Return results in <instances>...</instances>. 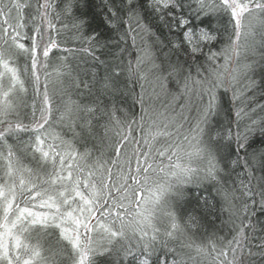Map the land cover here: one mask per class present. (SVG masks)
Here are the masks:
<instances>
[{"label":"trees","instance_id":"obj_1","mask_svg":"<svg viewBox=\"0 0 264 264\" xmlns=\"http://www.w3.org/2000/svg\"><path fill=\"white\" fill-rule=\"evenodd\" d=\"M235 3L0 0V184L97 208L84 264H264V0Z\"/></svg>","mask_w":264,"mask_h":264},{"label":"rangeland","instance_id":"obj_2","mask_svg":"<svg viewBox=\"0 0 264 264\" xmlns=\"http://www.w3.org/2000/svg\"><path fill=\"white\" fill-rule=\"evenodd\" d=\"M226 1L234 12L236 22L239 23V15L243 9L236 6L235 0ZM0 76H7L10 79L4 78V85L9 87V90L2 92L0 97L7 96V98H0V100H19L20 88L23 86L20 84L22 80L18 77L17 71L2 65ZM36 144L38 150L44 146L40 139ZM53 148L50 147L40 153L43 157H49ZM59 176L60 174L55 176L56 180ZM15 188V185L14 189H10L6 184H0V264H49L46 258L37 256L36 251L31 248L34 242L29 235L31 231L44 229L47 226L59 228L61 235L78 253L72 264L85 263L86 239L94 232L100 233L104 239L106 233L111 234L105 231L109 229L107 226H103L104 224L100 221H95L97 208L92 210V205L80 193L73 192L67 199L62 193L54 194L53 191L40 190L36 196L28 200L27 207L14 208ZM34 237L39 238V235Z\"/></svg>","mask_w":264,"mask_h":264}]
</instances>
